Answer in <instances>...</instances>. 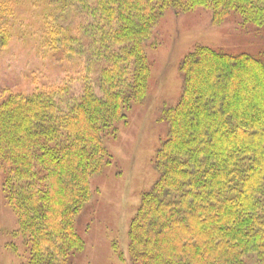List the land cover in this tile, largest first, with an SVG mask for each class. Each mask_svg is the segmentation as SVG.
Wrapping results in <instances>:
<instances>
[{
	"label": "trees",
	"instance_id": "1",
	"mask_svg": "<svg viewBox=\"0 0 264 264\" xmlns=\"http://www.w3.org/2000/svg\"><path fill=\"white\" fill-rule=\"evenodd\" d=\"M32 1L39 47L83 64L82 86L0 88L2 191L29 254L22 264H72L92 178L112 160L105 140L146 97L159 19L202 8L214 23L237 13L261 26L264 0ZM17 4L0 0V50L16 36L3 18ZM181 71V97L163 110L158 178L130 224L131 263L264 264V56L198 45Z\"/></svg>",
	"mask_w": 264,
	"mask_h": 264
},
{
	"label": "rangeland",
	"instance_id": "2",
	"mask_svg": "<svg viewBox=\"0 0 264 264\" xmlns=\"http://www.w3.org/2000/svg\"><path fill=\"white\" fill-rule=\"evenodd\" d=\"M34 4L18 0L14 13L3 18L16 36L0 50V88L30 92L35 87L67 83L79 92L82 83L78 72L84 65L42 52V10ZM150 43L146 97L118 121L116 136L105 140L112 160L92 178V196L77 219L85 247L72 264H132L130 224L142 195L158 178L155 155L168 134L163 110L176 106L181 97L185 56L204 45L229 54L263 57L264 25L247 23L237 13L214 23L208 9L182 13L170 9L159 19ZM18 228L17 216L4 197L0 174V264H22L28 259Z\"/></svg>",
	"mask_w": 264,
	"mask_h": 264
}]
</instances>
